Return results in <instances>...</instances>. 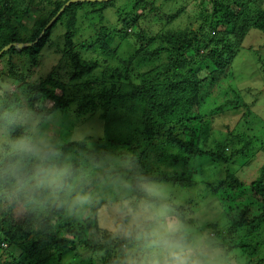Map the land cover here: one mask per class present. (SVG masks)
Returning a JSON list of instances; mask_svg holds the SVG:
<instances>
[{"label":"trees","instance_id":"16d2710c","mask_svg":"<svg viewBox=\"0 0 264 264\" xmlns=\"http://www.w3.org/2000/svg\"><path fill=\"white\" fill-rule=\"evenodd\" d=\"M67 1L0 0V50L12 42H34L20 50L15 47L5 50L0 55V64L3 61L11 64L14 55L37 64L59 23L65 31V45L72 51L65 56L71 64L67 65L74 73L73 79L65 82L53 78L55 69L39 82L29 83L25 74L12 68L8 76L21 83L15 84L17 90H9L6 78L0 75V110L26 109L27 100L32 108H45L47 103H52L43 112L45 116L55 112L70 114L75 98L74 94L66 95V90L70 84L74 86L71 89L81 85L80 91L91 99L76 113L81 115L83 110H89L97 115L102 120L101 135L97 139L89 136L58 146L61 160L89 177L83 187L91 194L93 217L69 216L71 211L67 207L58 206L46 194L10 199L6 195L7 182L0 177V264H72L63 262L65 254L80 247L93 251L99 260L91 258L78 264H114L124 242L113 234L102 235L98 214L104 206L120 203L129 194L116 184L117 178L131 182L134 176L141 175L176 187H190L200 179L216 191L223 180L217 175V162L222 160L230 166L238 157H251L243 153L249 145L254 148L264 145V136H257L255 132H261L253 127L256 113L251 108L254 101H249L254 95L251 85L237 84L236 79L231 83L230 76L249 31L258 29L264 35V9L260 8L258 0H255V15L249 10V0H211L210 11L209 7L202 10L204 19L198 28L165 30L163 26L157 31L142 28L141 19L158 14L169 0L159 4L155 0H133L130 9L118 11L114 27L106 23L105 13L115 0L72 2L43 33ZM33 7L37 14L40 13L37 19ZM179 8L169 17L168 23L181 16L186 6L182 4ZM85 20L97 31L85 42L78 43L79 27ZM129 28L140 48L136 54L120 61L112 70L114 73L107 74L106 68L103 82H109V86L93 94V88H85L92 79L81 81V84L71 83L74 78L86 79L100 67L99 60H83L73 48H107L117 37L128 38ZM137 55L144 62L141 68L134 65ZM146 64H154V70L142 71ZM260 65L263 66L262 62ZM92 82L96 83L94 79ZM253 99L257 97L254 95ZM243 108L244 113L237 121L227 120L226 116L234 118L236 110ZM250 129L255 134L249 135ZM23 131L16 129L13 134ZM241 141H245L246 146L233 151ZM155 147L160 151L156 157ZM117 151L132 153L130 157L124 156L128 167L116 170L113 161L106 162L109 154ZM3 162L0 156V168ZM155 163L158 164L156 168ZM162 166L171 169H162ZM210 173L218 178L213 183L207 178ZM225 174L227 181L221 184L228 185L231 193L248 191V209L255 217L251 223L263 220L264 163L259 175L247 184L229 168L225 169ZM233 229L236 230V226ZM238 247L234 245L231 249ZM255 264H264V259Z\"/></svg>","mask_w":264,"mask_h":264},{"label":"rangeland","instance_id":"374dc122","mask_svg":"<svg viewBox=\"0 0 264 264\" xmlns=\"http://www.w3.org/2000/svg\"><path fill=\"white\" fill-rule=\"evenodd\" d=\"M162 1L163 0H155L156 4L162 3ZM202 1L204 3H201ZM248 3L250 5V12L255 15L257 13L255 0H249ZM258 3L260 8L264 9V0H258ZM132 4L133 0H115L114 5L110 6L105 13L108 26H116L117 22H114V20L119 16L118 11L121 9H130ZM182 4L186 6L183 14L172 20L171 23H168L169 17L180 9L179 7ZM211 6V0H169L164 4L162 11H159L158 14H151L149 18L141 19V25L143 26L142 28H145L147 31H157L163 26L165 30L171 28H198V25L204 19L202 10L209 7L208 10L210 11ZM34 8L35 7L31 9L35 12V19H37L40 13L37 14ZM27 23L31 24L30 21H27ZM88 24L89 22L85 20L84 24L79 27L80 32L77 36L78 43H83L85 42L84 40L95 35L97 30L92 24L91 26ZM188 25H191V27H187ZM63 29L64 28L61 27L59 23L55 26L51 34L52 40L44 48L43 53L37 60V64L34 60L29 58L20 60L17 55H14L11 64L5 61H3V64H0V75L6 78L9 90H17L18 86L15 84H19L20 82L8 76L12 68L14 71H18L17 73L19 74H25L28 79L27 82L29 83L39 82L40 78L47 77L48 74L55 69L56 72L53 73L54 79H60L65 82L71 80L74 73L72 68L68 66L71 64H69L65 56L71 54L72 51L70 52V48L65 45V31ZM131 30L132 28L128 29L130 33L128 38L120 39L117 37L116 41L110 43L107 48H102L100 46H95L94 48H90L89 46L82 48L78 46L77 48H73L74 51L79 53L80 58L83 60H99L100 67L94 74L87 76L86 79L83 77L74 78L71 83L75 84L79 82L81 84V81L85 82L88 79H92L90 81L91 84H88L85 88H93V94L100 91L103 87L109 86V82H103L104 71L109 70L107 72L109 75L114 73L112 70L120 64V61L122 62L124 59H128L133 54H136V51L140 48V45L134 40ZM262 33L263 32L258 29H252L245 36L246 38L243 42L244 49L237 56L233 65V74L235 75H233L232 72L230 73L231 83H234L236 79L235 83L237 84H250L252 93L257 97V99H253L254 95H251L252 98H250L249 101H254L253 104H251L252 110L256 113V118L253 119V127H256L261 132V134L255 132L259 137L264 136V134H262L264 131V35ZM21 35L25 36L26 33H21ZM89 43L90 40L86 42V45ZM140 58L141 57L137 55L134 59V65H137V67L139 66V68H141V62L144 64ZM261 62L263 64L262 67L260 65ZM106 68H108V70H106ZM154 68V64L153 66L146 64L142 66V71H151L152 69L154 70ZM93 79L96 83L92 82ZM70 87L74 86L70 84ZM70 87L65 93L66 95L74 94L75 98L71 106L70 114L55 112L53 114L51 113L50 116H45L43 112H46V110L52 106V103H47L45 108H42V106L32 108L27 100H24L26 109L39 117L40 128L51 134L58 145L89 136L97 139V136H100L102 132V120H99L97 115L92 114L89 110H83L81 115L76 113L83 104H88V101L90 103L91 98L89 96L86 97L87 95L84 91H80L81 85H76L75 89H71ZM26 98L27 97H25V99ZM244 110V108L241 111L236 110L235 117L232 118L230 117L231 115H228L226 116L227 120L231 123L237 121L238 117L240 118L243 115ZM219 123L220 121H218V124ZM247 133L249 135L255 134L251 129L247 131ZM4 135L5 133L0 131V146L3 144ZM245 146V141H241L238 144L236 143L233 147V151L241 150ZM153 150L156 157L160 151H158L157 147ZM243 153H248L251 157L247 159L238 157L236 163L234 164V162H232L230 166L222 160L216 163L218 169L217 175L223 179L221 182L222 184L224 181H227V174H225L226 168H229L244 181L245 184L259 175V168L264 163V145L261 147L256 146L255 148L249 145V148L246 150L244 149ZM125 155L130 157L132 153L128 151H117L115 154L110 153L106 158V162L110 163L113 161V167L116 170H120L128 167L124 159ZM157 166L158 164L155 163L154 168ZM129 167H131V165H129ZM162 169L170 170L171 168L162 166ZM210 174H207V178L213 183L218 178L213 176V173ZM162 183L169 186L172 198L178 201L177 212L182 213L185 216V220L193 225L199 232L211 237L214 244L221 251L225 264H255L260 259H264V219L260 220L258 223L256 222V224L251 223L252 219L255 217L248 209V191L244 192L242 190L237 193H231L229 190L231 188L228 185L223 186L221 183L219 187L216 186L217 190L214 191L211 186L207 185L205 181H200V179L196 180L190 187H176L168 182ZM228 190L231 194L228 193ZM90 201L79 208L70 210L69 216L73 214L81 219L87 218L88 216L93 217ZM118 207L119 203L101 208L98 214V224L103 233L102 235L113 234L114 236L119 220L113 214L112 209ZM213 223L216 224V227L212 226ZM234 226H236V230L233 229ZM234 245L239 247L233 250L231 248ZM91 258L99 260V256L94 255L93 251L85 247H80L77 251L65 254L63 262L78 264L81 260Z\"/></svg>","mask_w":264,"mask_h":264},{"label":"clouds","instance_id":"9594fccd","mask_svg":"<svg viewBox=\"0 0 264 264\" xmlns=\"http://www.w3.org/2000/svg\"><path fill=\"white\" fill-rule=\"evenodd\" d=\"M16 129H24L14 135ZM0 146L10 199L46 194L69 210L91 200L84 190L89 177L71 163L61 160L58 143L40 128L39 117L27 109L0 110ZM128 195L112 209L119 224L114 236L124 242L114 264H225L211 237L199 232L178 212L168 185L136 175L131 182L117 178Z\"/></svg>","mask_w":264,"mask_h":264},{"label":"water","instance_id":"95a60500","mask_svg":"<svg viewBox=\"0 0 264 264\" xmlns=\"http://www.w3.org/2000/svg\"><path fill=\"white\" fill-rule=\"evenodd\" d=\"M81 1H109V0H68L65 5L62 7V9L59 11V13L53 17V19L47 24V26L45 27L43 33L46 31L47 28H49L50 26H52L55 21L57 20L58 18V15L66 8V6H68L69 4H71L72 2H81ZM42 33V35H43ZM40 35V37L42 36ZM39 39H37L36 41H38ZM34 42H28V43H23V42H12V43H9L8 45H6L1 51H0V55L5 51V50H9L11 49L12 47H15L16 49L20 50L22 48H25L27 46H31L33 45Z\"/></svg>","mask_w":264,"mask_h":264}]
</instances>
